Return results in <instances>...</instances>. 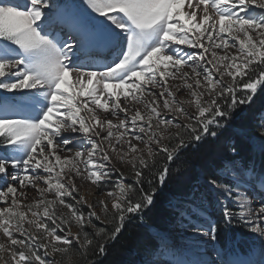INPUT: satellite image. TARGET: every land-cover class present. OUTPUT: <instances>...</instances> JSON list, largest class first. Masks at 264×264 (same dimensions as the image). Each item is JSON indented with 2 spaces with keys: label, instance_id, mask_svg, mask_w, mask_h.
I'll return each mask as SVG.
<instances>
[{
  "label": "snow or ice",
  "instance_id": "1",
  "mask_svg": "<svg viewBox=\"0 0 264 264\" xmlns=\"http://www.w3.org/2000/svg\"><path fill=\"white\" fill-rule=\"evenodd\" d=\"M261 90L264 0H0V264H98L181 153L247 117ZM255 119L259 164L229 141L232 158L169 201L215 254L174 264H264V110ZM77 178L111 187L92 204ZM221 222L251 233L259 260L223 259ZM153 239L154 256L178 254L166 232Z\"/></svg>",
  "mask_w": 264,
  "mask_h": 264
},
{
  "label": "trees",
  "instance_id": "2",
  "mask_svg": "<svg viewBox=\"0 0 264 264\" xmlns=\"http://www.w3.org/2000/svg\"><path fill=\"white\" fill-rule=\"evenodd\" d=\"M264 105V90L258 92L251 105L246 109L248 116L240 120H234L232 127L220 131L216 139L208 138L202 144L189 148L181 153L180 158L172 165L180 164L179 173L170 171L169 179L163 190L159 191L155 204L143 214V223L127 224L114 243H110L103 257L89 256L88 259H96L98 264H144L152 258V249L156 247L154 235L157 231L168 232L174 224L175 218L169 210V201L173 198L183 197L187 191L196 185L201 177H206L219 162L225 158L230 159L226 147L229 141H235L239 157L243 160L251 158L250 149L244 138L235 128H254L255 114ZM111 185L96 190L103 194ZM96 189V188H95ZM97 199L93 200V204ZM87 211V209H84ZM219 220V216L217 218ZM230 230L219 223L217 238L224 245L227 238L226 231ZM60 264H85L82 258L74 253L65 255L57 254L55 257Z\"/></svg>",
  "mask_w": 264,
  "mask_h": 264
},
{
  "label": "rangeland",
  "instance_id": "3",
  "mask_svg": "<svg viewBox=\"0 0 264 264\" xmlns=\"http://www.w3.org/2000/svg\"><path fill=\"white\" fill-rule=\"evenodd\" d=\"M240 131L242 132L244 138L247 139V136L245 135V133L247 132L256 133L258 129L257 128H241ZM247 143L249 144L248 141ZM256 149L257 151L260 152L258 146L256 147ZM0 151H3V150L0 149ZM116 167L121 168V171L123 172L128 171L127 168H124L119 164H117ZM119 175L120 173L118 172L113 173V179L115 180ZM76 184L80 186L79 195H85L86 197H88L89 202L92 204H93L94 199H97V197L103 195V194L98 195L96 193L95 186L91 185L90 182H86V181L78 182L77 180ZM27 193L30 198L36 196V192L33 189H32V193L30 192H27ZM218 216H220V213L213 210L212 211L213 219H217ZM227 227L230 230L234 229L235 232L233 233L232 231H229V230L226 231L227 238L225 240L224 245H222L217 238V248L224 250L223 259L252 261V258H256L255 256L257 255L260 256V249L257 245V242L254 241L251 233L247 232V230L240 225H232V226H227ZM189 232H190V229H185L183 227L182 222L179 219H176L173 227L171 228V231L167 235L170 238V241L173 244V246L178 250V254L173 256V255H160L159 253H157L155 256L153 255L152 259L146 260V261L155 260L157 264H163V261L165 259H167L170 262V264H174L176 260L196 261L195 259H192L191 257H189L188 254H186V252H184L188 244H192L194 246H197L196 244H198L195 241V239H192V237H190L191 235L185 234ZM185 235L187 236L186 238L184 237ZM197 247L205 249L204 247L199 246V245ZM185 254H186V257L185 259H183Z\"/></svg>",
  "mask_w": 264,
  "mask_h": 264
},
{
  "label": "bare ground",
  "instance_id": "4",
  "mask_svg": "<svg viewBox=\"0 0 264 264\" xmlns=\"http://www.w3.org/2000/svg\"><path fill=\"white\" fill-rule=\"evenodd\" d=\"M262 110H264V108L262 109ZM261 110V111H262ZM239 131V130H238ZM240 134L241 135H243L242 134V132L240 131ZM66 137L67 136H69V135H71L70 133H65L64 134ZM244 137V136H243ZM76 139H78V137H74V142H75V140ZM246 141H248L247 139H246ZM249 146L251 147V150H252V152L253 153H259V151H257V149L255 148V149H253V147L249 144ZM77 180H78V182H85V181H82L81 179L79 180V179H76V181L75 182H77ZM27 192H30V193H32V188H28L27 189ZM186 235L187 234H189L190 235V232L189 233H185ZM184 236L185 238L187 237V236ZM190 237H192V236H190ZM192 239H195V238H193L192 237ZM191 241V240H190ZM194 242V241H193ZM197 246H198V244H196ZM197 246H194V245H192V244H188L187 245V247H186V250H184V252H186V254H188V256L189 257H191L192 259H195V260H200V259H207L209 256H213V257H215V255L213 254V252L211 251V249L210 248H208V249H203V248H198ZM186 254H185V256L183 257V259H185V257H186Z\"/></svg>",
  "mask_w": 264,
  "mask_h": 264
}]
</instances>
